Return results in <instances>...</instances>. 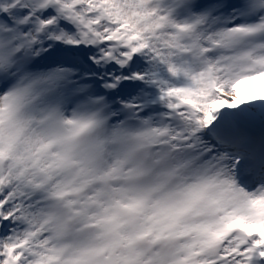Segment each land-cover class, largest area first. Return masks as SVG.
I'll list each match as a JSON object with an SVG mask.
<instances>
[{
  "label": "snow or ice",
  "instance_id": "obj_1",
  "mask_svg": "<svg viewBox=\"0 0 264 264\" xmlns=\"http://www.w3.org/2000/svg\"><path fill=\"white\" fill-rule=\"evenodd\" d=\"M0 264H264V0H0Z\"/></svg>",
  "mask_w": 264,
  "mask_h": 264
},
{
  "label": "rangeland",
  "instance_id": "obj_2",
  "mask_svg": "<svg viewBox=\"0 0 264 264\" xmlns=\"http://www.w3.org/2000/svg\"><path fill=\"white\" fill-rule=\"evenodd\" d=\"M250 86L249 85H247V84H242L241 85V88H249Z\"/></svg>",
  "mask_w": 264,
  "mask_h": 264
}]
</instances>
